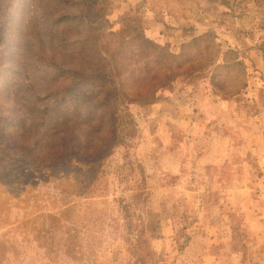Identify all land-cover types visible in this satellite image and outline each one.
<instances>
[{"label": "rangeland", "instance_id": "obj_1", "mask_svg": "<svg viewBox=\"0 0 264 264\" xmlns=\"http://www.w3.org/2000/svg\"><path fill=\"white\" fill-rule=\"evenodd\" d=\"M7 6L0 41L10 12L22 13ZM99 10L108 31L193 63L151 104L110 102L118 138L84 151L93 168L13 142L0 112V264H264V0H99ZM205 35L214 55L206 40L201 55L181 49Z\"/></svg>", "mask_w": 264, "mask_h": 264}, {"label": "trees", "instance_id": "obj_2", "mask_svg": "<svg viewBox=\"0 0 264 264\" xmlns=\"http://www.w3.org/2000/svg\"><path fill=\"white\" fill-rule=\"evenodd\" d=\"M7 1V8L20 3L22 13L10 12L0 41V112L15 123L13 142L53 159L68 157L81 168H93V158L84 151L91 144L92 149L113 147L118 138V111L110 102L151 104L158 89L193 63L185 51L168 52L133 31H108L104 12L95 11L99 0ZM209 38H195L181 49L214 55ZM205 40L202 51L198 46ZM232 66L243 68L239 62ZM223 68L216 66L214 73ZM223 84L213 78L216 90L228 96Z\"/></svg>", "mask_w": 264, "mask_h": 264}, {"label": "crops", "instance_id": "obj_3", "mask_svg": "<svg viewBox=\"0 0 264 264\" xmlns=\"http://www.w3.org/2000/svg\"><path fill=\"white\" fill-rule=\"evenodd\" d=\"M262 200L264 201V198H262ZM256 218H257V214L256 213H254V220H256Z\"/></svg>", "mask_w": 264, "mask_h": 264}]
</instances>
